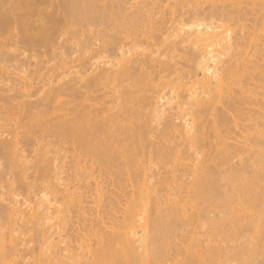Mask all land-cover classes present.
I'll use <instances>...</instances> for the list:
<instances>
[{"label": "bare ground", "instance_id": "6f19581e", "mask_svg": "<svg viewBox=\"0 0 264 264\" xmlns=\"http://www.w3.org/2000/svg\"><path fill=\"white\" fill-rule=\"evenodd\" d=\"M189 1L0 0V264L264 262V0Z\"/></svg>", "mask_w": 264, "mask_h": 264}, {"label": "rangeland", "instance_id": "374dc122", "mask_svg": "<svg viewBox=\"0 0 264 264\" xmlns=\"http://www.w3.org/2000/svg\"><path fill=\"white\" fill-rule=\"evenodd\" d=\"M195 1H196V0H191V2L189 1L188 3H189V4H190V3H193V2L195 3ZM197 1H198V2L200 1L199 3L202 4V5H208V4H210L211 2H213V1H214V2H215V1L217 2V1H218V2H219V1H221V0H213V1L208 2V3H207V0H197ZM209 1H210V0H209ZM222 1H223V0H222ZM222 1H221V2H222ZM173 2H174V1H171V5H172ZM228 2H230V1H228ZM163 3H164V2H162V5H163ZM206 3H207V4H206ZM189 4H188V5H189ZM165 5H166V4H165ZM174 5L177 6L178 4L176 5V4L174 3ZM174 5H172V6H174ZM188 5H187V3H186V5H184L183 7L185 8V7H187ZM242 5H243V4H242ZM169 6H170V4H169ZM189 6H190V5H189ZM164 7H165V8H164ZM170 7H171V6H170ZM170 7H169V8H170ZM163 8L165 9V12H166V10L169 9L168 6L166 7V6H164V5H163ZM183 10H184V9H183ZM168 11H170V10H168ZM166 16H168V13H167ZM172 16H173V15L171 14V17H172ZM185 16H186V15H185ZM168 17H170V14H169ZM177 19H178V18H177ZM169 22H172V21L170 20ZM169 22H168V23H169ZM251 22H254V21L251 20ZM251 22L249 21V23H251ZM174 23H175V22H174ZM168 25H170V24H168ZM261 27H262V26H261ZM261 27H260V29H261ZM260 29H259V31H260ZM262 30L264 31V28H262L261 31H262ZM261 31H260V32H261ZM263 34H264V33H263ZM223 57H224V56H223ZM33 64H34V63H33ZM33 64H32V65H33ZM44 71H46V70L44 69ZM200 73H201V72H200ZM200 73L198 74V77H199V76H202V73H201V74H200ZM199 78H200V77H199ZM189 84H192V83H189ZM190 86H191V85H190ZM236 159H237V158H236ZM236 159H235V160H236ZM40 193H41V192H40ZM40 195H41V194H40ZM40 195H37L38 197L36 196L38 199H37L36 197H34V198H32V200H34V201H35V200H39ZM41 196H42V195H41ZM52 196H53V194H52ZM51 201L54 202L53 200H51ZM36 202H37V201H36ZM54 203L56 204V202H54ZM32 204H33V203H32ZM57 205H58V203H57ZM259 258H260V257H259ZM259 258H258V259L255 258V261H257V260H258V261L261 260V258H260V259H259ZM259 262H262V261H259ZM239 263H240V262H236V261L232 262V264H239ZM256 263H258V262H256ZM260 264H261V263H260ZM262 264H264V262H262Z\"/></svg>", "mask_w": 264, "mask_h": 264}]
</instances>
